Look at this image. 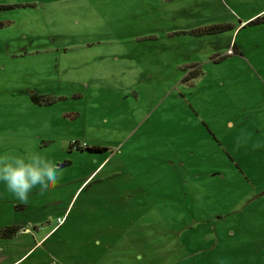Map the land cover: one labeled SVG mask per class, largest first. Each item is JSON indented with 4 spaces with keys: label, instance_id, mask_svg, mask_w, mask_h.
Returning a JSON list of instances; mask_svg holds the SVG:
<instances>
[{
    "label": "rangeland",
    "instance_id": "1",
    "mask_svg": "<svg viewBox=\"0 0 264 264\" xmlns=\"http://www.w3.org/2000/svg\"><path fill=\"white\" fill-rule=\"evenodd\" d=\"M263 8L0 0V264H264Z\"/></svg>",
    "mask_w": 264,
    "mask_h": 264
},
{
    "label": "clouds",
    "instance_id": "2",
    "mask_svg": "<svg viewBox=\"0 0 264 264\" xmlns=\"http://www.w3.org/2000/svg\"><path fill=\"white\" fill-rule=\"evenodd\" d=\"M60 177L59 165L39 154L28 157L0 155V181L21 202L26 203L33 190L42 194L55 186Z\"/></svg>",
    "mask_w": 264,
    "mask_h": 264
},
{
    "label": "crops",
    "instance_id": "3",
    "mask_svg": "<svg viewBox=\"0 0 264 264\" xmlns=\"http://www.w3.org/2000/svg\"><path fill=\"white\" fill-rule=\"evenodd\" d=\"M263 9H264V8H263ZM263 9H261V10H263ZM261 10H259V11H261ZM259 11H258V12H259ZM255 13H257V12H255ZM255 13H252V14L246 16L244 19L240 20V24L243 23V22H245V21H246L247 19H249L250 17H252ZM51 228H53V226H52ZM51 228H50V229H51ZM50 229H49V230H50ZM49 230H48V231H49ZM48 231H47V232H48ZM37 242H38V240H37ZM0 261H3V258H1ZM13 261H15V260H13ZM13 261H11V262H13ZM11 262H9V264H10Z\"/></svg>",
    "mask_w": 264,
    "mask_h": 264
},
{
    "label": "trees",
    "instance_id": "4",
    "mask_svg": "<svg viewBox=\"0 0 264 264\" xmlns=\"http://www.w3.org/2000/svg\"><path fill=\"white\" fill-rule=\"evenodd\" d=\"M87 149H89V150H95V149H100L99 147H87ZM7 228H9V227H6V229ZM14 228V227H13ZM14 231H15V229H14Z\"/></svg>",
    "mask_w": 264,
    "mask_h": 264
}]
</instances>
